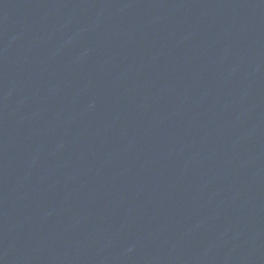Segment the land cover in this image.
Returning a JSON list of instances; mask_svg holds the SVG:
<instances>
[{"label":"water","instance_id":"1","mask_svg":"<svg viewBox=\"0 0 264 264\" xmlns=\"http://www.w3.org/2000/svg\"><path fill=\"white\" fill-rule=\"evenodd\" d=\"M0 264H264V0H0Z\"/></svg>","mask_w":264,"mask_h":264}]
</instances>
